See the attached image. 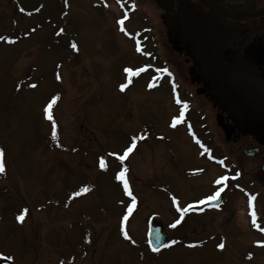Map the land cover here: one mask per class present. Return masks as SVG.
I'll use <instances>...</instances> for the list:
<instances>
[{"label": "rangeland", "instance_id": "1", "mask_svg": "<svg viewBox=\"0 0 264 264\" xmlns=\"http://www.w3.org/2000/svg\"><path fill=\"white\" fill-rule=\"evenodd\" d=\"M108 7L106 0H67V5L42 0L36 10L24 12L16 0H0V159L5 165L0 172V264H231L236 250L243 257L264 252L261 224L252 228L260 238L250 249L241 238L240 219H229V208L191 213L186 228L182 223L171 227L182 220L178 207L224 187L213 184L222 171L211 167L196 174L207 164L197 148H211L191 120L178 121L181 90L161 77L164 70L158 75L148 35H138L139 51L131 39L137 57L110 56L118 50L106 32L114 24V19L107 21ZM123 26L132 33L144 27L137 20ZM117 37L120 47L130 49L123 36ZM125 68L143 71L122 77ZM121 84L127 85L123 91ZM170 122L165 142L158 133L168 131ZM218 134L213 130L209 138L219 140ZM133 142L121 164L112 154H123ZM101 158L106 169L99 166ZM122 168L136 198L132 211L137 212L126 228L136 240L125 238L117 219L129 213L132 202L124 181L115 178ZM83 187L89 190L73 195ZM19 215L23 221L16 219ZM151 217L161 218L170 236L198 234L201 239H181L150 255ZM253 234L245 235L250 240ZM219 243L225 247L217 248Z\"/></svg>", "mask_w": 264, "mask_h": 264}, {"label": "flooded vegetation", "instance_id": "2", "mask_svg": "<svg viewBox=\"0 0 264 264\" xmlns=\"http://www.w3.org/2000/svg\"><path fill=\"white\" fill-rule=\"evenodd\" d=\"M106 1L107 21L114 19L106 32L118 50L110 56L137 57L131 39L138 49L141 42L137 37L145 32L153 49L150 56L157 63L156 70L160 73L164 70L163 78L173 81L181 90L186 109L184 119L191 120V126L200 129L204 144L211 148V151L197 148L207 164L196 174H206L214 167L236 179V187L230 188L234 199L223 191L224 201L220 206L195 207L185 212V218L190 212L200 216L203 211L218 213L229 208V219H240L237 224L243 232L241 238L251 249L260 238L252 233L253 212L256 224L264 228V0ZM124 17L130 26L137 20L144 27L133 33L129 28H120L117 21ZM118 35L124 37L130 49L120 47ZM210 119L215 122V129ZM171 129L169 124L168 131H159L158 135L167 142ZM213 130L219 132V140L209 138ZM204 151L208 158L202 154ZM134 212L117 218L125 231L131 225L129 219ZM124 215H128L127 220L123 219ZM242 218L246 222L244 226ZM187 223L185 219V228ZM246 233L253 234L254 238L249 240ZM261 233L263 241L259 246L264 248V231ZM197 236L186 234L178 238L189 243L191 239H201ZM126 244L131 249L130 242ZM232 256L231 264H261L264 252L243 257L236 250Z\"/></svg>", "mask_w": 264, "mask_h": 264}, {"label": "snow or ice", "instance_id": "3", "mask_svg": "<svg viewBox=\"0 0 264 264\" xmlns=\"http://www.w3.org/2000/svg\"><path fill=\"white\" fill-rule=\"evenodd\" d=\"M117 2L119 3V0H117ZM65 4L67 5V0H65ZM117 23H118V24H123V19L118 20ZM121 30L123 31V29H121ZM2 39H4V38H3V37H0V40H2ZM71 47H72L73 49H77V45H76L75 43H72V44H71ZM137 50L139 51V49H137ZM141 71H143V69H140V68H137L135 71H133L131 68H125V69H124V72H125V73H128L130 76L138 75ZM57 79H60V77L57 76ZM31 87H36V85H31ZM126 87H127L126 84H121V85H120L121 91H123ZM55 99H56V98L53 97V98H52V101L54 102ZM48 107H51V103L48 105ZM44 111H45V113H46V115H47V113H48V108H45ZM181 115H182V113H181ZM48 119H49V120L52 119L51 115H48ZM173 126H175V123H174ZM133 141H135V138H133ZM134 147H135V142H133V144H132L131 146L125 148L123 154L117 155V154L113 153L112 155L116 156V158L121 162V164H123V162L125 161V159L128 157L129 153H131V152L133 151ZM2 157H3V151L0 150V158H2ZM99 166H100L101 169H106L107 165H106V163H105V161H104L103 158L100 159V161H99ZM4 170H5V165H4V163H3V160L0 159V172H4ZM126 172H127V168H122L120 171H118V172L116 173L115 178H116L117 180L124 181V191H125V193H127L129 196H132V193H131V191L129 190V185H128L127 181L125 180V173H126ZM226 179H227V177L221 176L219 179H217V180L215 181V183H216L217 185H220V184H222L223 181L226 180ZM88 190H89V189H88L87 187H83V188H81L78 192H74L73 195H74V196H78V195H80L81 193H86ZM222 191H224L223 188L218 189L217 191H215V192H213L212 194L208 195L204 200H201L200 203H201V204H204V203H207V202H210V201H216L218 198L221 197V193H222ZM173 203H174V204L176 203V200H175V199H173ZM249 203H251V200L249 201ZM135 204H136V198H135L134 196H132V202H131V204H130V205L128 206V208H127V211H128L129 213L132 212V209H133V207L135 206ZM191 207H192L191 205H189L188 207H178V208H177V211H178V212H181V213H183V212H187V211L189 210V208H191ZM16 219H17L18 221H23L24 216H23V215H19V216H17ZM123 219H124V220H127V219H128V215H124ZM180 222H181V220H180V219H177V220L171 225V227H176V225H178ZM252 223H253V226H258V225L256 224L255 212L252 213ZM261 231H264V228H262ZM125 238H126V239L129 238L128 235H127V233H125ZM258 243H259V242H258ZM224 247H225L224 243H219V244L217 245V248H219V249H223ZM249 255H251V254H249ZM9 258H11V257H9Z\"/></svg>", "mask_w": 264, "mask_h": 264}, {"label": "water", "instance_id": "4", "mask_svg": "<svg viewBox=\"0 0 264 264\" xmlns=\"http://www.w3.org/2000/svg\"><path fill=\"white\" fill-rule=\"evenodd\" d=\"M221 202L220 199H217L216 201H213V204H219ZM158 224L160 222H157ZM150 225L149 233H148V238H149V244L152 246L154 249H159L162 248L166 242H167V236L162 232V224L159 225Z\"/></svg>", "mask_w": 264, "mask_h": 264}, {"label": "bare ground", "instance_id": "5", "mask_svg": "<svg viewBox=\"0 0 264 264\" xmlns=\"http://www.w3.org/2000/svg\"><path fill=\"white\" fill-rule=\"evenodd\" d=\"M20 3L24 9H33L39 4V0H20Z\"/></svg>", "mask_w": 264, "mask_h": 264}]
</instances>
